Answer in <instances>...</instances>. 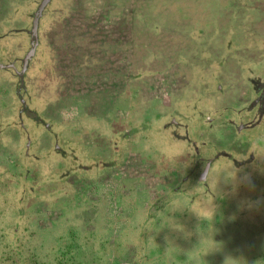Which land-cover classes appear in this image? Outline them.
Masks as SVG:
<instances>
[{"label":"rangeland","instance_id":"1","mask_svg":"<svg viewBox=\"0 0 264 264\" xmlns=\"http://www.w3.org/2000/svg\"><path fill=\"white\" fill-rule=\"evenodd\" d=\"M77 3L68 36L94 80L55 90L47 114L83 142L102 122L105 155L92 162L62 142L60 154L39 141L27 150L17 89L1 90L0 246L21 229L51 260L72 245L83 264H264V148L249 146L264 123L237 136L264 122V0ZM254 83L260 113L240 120Z\"/></svg>","mask_w":264,"mask_h":264},{"label":"flooded vegetation","instance_id":"2","mask_svg":"<svg viewBox=\"0 0 264 264\" xmlns=\"http://www.w3.org/2000/svg\"><path fill=\"white\" fill-rule=\"evenodd\" d=\"M77 1L0 0V91L9 90L11 92L13 89H17L13 98L18 103L17 111L22 117L28 119V123L33 126L31 132H34V135L29 134L27 139L29 144L27 150H31L30 144L33 141H35L34 143L39 141V143L48 144L50 148L60 154L62 142L65 148H68L69 145H76L81 149V152L82 149H85L82 155H85V159H91L93 162L95 153L100 152L105 155L104 145L95 140L100 139L101 134L104 135L106 132L104 124L101 122V126L97 129L98 137L97 134H94L95 130L93 129L92 134L88 136L91 140L88 138L87 142H83L76 135L69 134L68 130L64 132L59 121L54 125L47 114L49 103L55 99L52 97L55 90L57 94H59L58 91L64 90V96L71 95L73 92L79 93L85 89L87 82L94 80V75L87 70L86 63H82L80 69L77 68L78 61L75 59H77L78 53L75 51L79 46L74 45L77 41L68 36L69 31H73L72 20L74 17L72 16L74 9L78 6ZM17 23L22 24L21 28L19 25L16 26ZM80 47L83 48L82 45ZM55 53L57 57H53ZM221 69L222 67L218 65V70ZM40 77H43L41 78V89H43L41 94L43 93L44 96L36 98V85L39 84ZM84 78L85 80L90 78V80L85 81ZM98 79L100 78H95L96 81ZM18 87L20 88L18 89ZM224 88L230 90L229 86ZM100 92H104V90ZM216 94L218 95V93ZM5 95L7 93H0L2 99L0 105L4 103V100L8 101ZM45 95H49V97ZM225 95L226 93L221 91L218 96L224 97ZM21 96L25 98L21 99ZM30 99L41 102V108L31 109L29 107ZM229 107H231L230 103ZM8 124L9 122H6L3 117L2 123H0V134L2 131L5 132ZM39 127L40 129L44 128V131L40 133ZM88 127L87 125V129ZM242 130L243 128L240 127L238 131ZM66 133H68L67 142L63 139ZM3 138L12 139L11 135H6ZM97 165L99 166L98 163ZM209 168L210 166H208V170ZM208 170L205 171L204 176L208 174Z\"/></svg>","mask_w":264,"mask_h":264},{"label":"trees","instance_id":"3","mask_svg":"<svg viewBox=\"0 0 264 264\" xmlns=\"http://www.w3.org/2000/svg\"><path fill=\"white\" fill-rule=\"evenodd\" d=\"M23 236L22 230L16 229L12 232L11 239L0 246V264H83L79 259L71 257L76 251L72 249V245L64 248L63 257L51 260L42 255L43 248L42 250L36 247L32 249L28 240ZM55 250L56 247H53L52 253Z\"/></svg>","mask_w":264,"mask_h":264},{"label":"crops","instance_id":"4","mask_svg":"<svg viewBox=\"0 0 264 264\" xmlns=\"http://www.w3.org/2000/svg\"><path fill=\"white\" fill-rule=\"evenodd\" d=\"M255 79V78H254ZM258 81H260V80H258ZM254 82L256 83V81L254 80ZM255 83L254 84H252L253 86H252V90H250L249 92H248V94H250L249 96H247V97H245V96H243L242 98H241V100H240V102L242 103V102H244V104H245V106L244 107H242L241 106V108H238L235 112H238L237 113V116L240 118V120L242 119V118H245V117H248V116H251V115H253V113L254 114H258V113H260V109H258V110H256L255 112H253L254 110H255V108H253L252 107V103L253 102H251V104H249V100H251V98H253V97H256L257 95L259 96V94H258V92H260L259 90L261 89V90H263V86L262 87H259V89H258V85H263V84H256V86H255ZM240 102H239V104H240ZM228 111V110H227ZM229 111H231V110H229ZM262 114V113H261ZM262 123H264L263 121L261 122V123H259V124H257V125H254V126H252V127H247V128H243V130L241 131V132H239L238 131V133H237V136H240V135H244V132H246V133H248V132H250V131H253V132H258V131H260V129H262ZM264 128V127H263ZM238 130H239V128H238ZM250 130V131H249ZM261 134H263L262 136H261V140L262 141H260L259 143L256 141V142H254V141H252L251 139H249V142H252L253 144H251V145H249L250 147H253V151H252V153L254 154V152L257 150V149H259V147H262V148H264V129L263 130H261ZM245 137H247V136H244L243 137V142H245ZM258 143V144H257ZM255 148V149H254ZM257 152V151H256ZM252 154V155H253ZM264 153H261L260 155H261V157L260 158H262V159H264V155H263ZM263 155V156H262ZM249 156V155H248ZM229 157H231V156H226V157H221V158H228L229 159ZM218 158V157H217ZM234 157H231L229 160H232ZM259 159V158H258ZM258 159H256L255 160V158L253 157L252 158V161L251 162H249L247 165H246V168H248L249 166H252V167H254L252 170H254L256 167V165L258 164L259 165V163H257V160ZM224 160H226V159H224ZM254 164V165H253Z\"/></svg>","mask_w":264,"mask_h":264}]
</instances>
